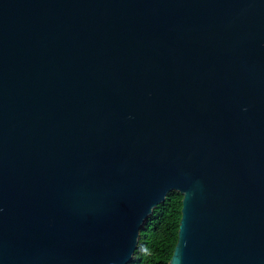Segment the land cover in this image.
Returning a JSON list of instances; mask_svg holds the SVG:
<instances>
[{
  "label": "water",
  "instance_id": "obj_1",
  "mask_svg": "<svg viewBox=\"0 0 264 264\" xmlns=\"http://www.w3.org/2000/svg\"><path fill=\"white\" fill-rule=\"evenodd\" d=\"M170 191L167 264H264V0H0V264H128Z\"/></svg>",
  "mask_w": 264,
  "mask_h": 264
},
{
  "label": "trees",
  "instance_id": "obj_2",
  "mask_svg": "<svg viewBox=\"0 0 264 264\" xmlns=\"http://www.w3.org/2000/svg\"><path fill=\"white\" fill-rule=\"evenodd\" d=\"M182 195L167 193L142 225L136 249L128 264H167L177 240Z\"/></svg>",
  "mask_w": 264,
  "mask_h": 264
}]
</instances>
